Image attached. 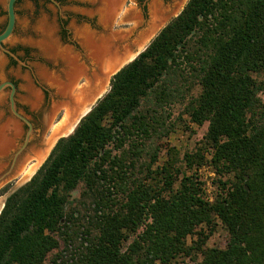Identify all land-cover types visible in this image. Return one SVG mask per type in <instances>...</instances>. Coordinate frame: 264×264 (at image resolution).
<instances>
[{
    "label": "trees",
    "instance_id": "trees-1",
    "mask_svg": "<svg viewBox=\"0 0 264 264\" xmlns=\"http://www.w3.org/2000/svg\"><path fill=\"white\" fill-rule=\"evenodd\" d=\"M263 72L264 0H188L5 197L0 264H168L199 251L216 220L226 245L200 250L196 264H264ZM175 104L207 124L183 160L190 170L208 154L211 202L195 173L151 168ZM61 234L65 257L47 260Z\"/></svg>",
    "mask_w": 264,
    "mask_h": 264
},
{
    "label": "rangeland",
    "instance_id": "rangeland-1",
    "mask_svg": "<svg viewBox=\"0 0 264 264\" xmlns=\"http://www.w3.org/2000/svg\"><path fill=\"white\" fill-rule=\"evenodd\" d=\"M58 7L53 5L48 0H17L15 3V27L10 35L3 43V47L12 52L16 58L22 62L19 64L8 55L0 51V82L12 81L16 87L15 103L16 110L23 114L33 126V135L30 140L29 149L32 147H40L39 145L48 139L50 135V128H43L42 120L49 112L52 104L57 103L58 97L55 98L56 91L46 83L39 74V69L48 70L49 72H57L60 74L63 66L61 64L55 65L48 63L43 57L40 49L34 44L38 40L36 27L41 19H45L53 29L56 38L61 43L62 47H70L73 54H80L81 62L87 59L86 52L81 45L78 38V30H83L88 33L102 36L106 33H128L130 40L139 37V33L133 35L130 31L133 28L143 27V22L147 21L149 11L151 14V21L156 18H162L165 11L171 7V0H120L113 12L107 28L102 23V17L96 5L88 0H55ZM6 0H0V31L3 29L6 15H5ZM170 5V6H169ZM169 6V7H167ZM145 19V20H144ZM40 20V21H39ZM42 20V21H43ZM38 23V24H37ZM151 23V22H150ZM37 24V25H36ZM150 25V24H149ZM63 27L64 33H60V27ZM148 28V27H147ZM147 30V29H146ZM144 32V31H143ZM142 32V33H143ZM141 33V34H142ZM69 48V49H70ZM59 72V73H58ZM258 80L264 79V72L257 76ZM85 79L82 77L77 81L78 86L84 85ZM42 86L43 88H41ZM28 87L33 91L38 92L41 96V105L38 109L31 110L29 103L32 101L30 93L27 91ZM108 86H106V90ZM193 94L198 92L197 87L192 90ZM7 93L8 88L0 92V116L3 121L7 120L10 116L7 107ZM57 96V95H56ZM259 98L264 104V91L259 93ZM54 103V104H55ZM53 104V105H54ZM61 108V107H59ZM62 109V108H61ZM182 106L175 104L169 110L171 120L174 121L173 129L164 138L159 141H154L153 146L158 144V151L156 160L152 165V169L160 170L161 167H172L177 169L180 174L195 173L198 180L203 184V193L205 200L211 202L216 193V179L213 168L208 163L209 156L204 153V162L201 166H192L190 170L186 168L183 160L184 154H193L201 146V139L206 131V123L201 126H196L187 121V117L181 114ZM63 112V109H62ZM61 111L54 113L49 120L50 125L57 123L61 119ZM63 114V113H62ZM47 114L46 116L48 117ZM181 117L178 120L177 117ZM12 120V118L10 119ZM25 127L23 126V132ZM22 134L17 137L16 146L21 142ZM47 149L42 160L44 161ZM26 157L20 167L9 179L0 185V205H3L5 197L23 185L35 173L39 166L43 163L39 162L36 170L26 180H20L19 171L23 167L34 164L31 155ZM23 164V165H22ZM81 187L78 186L76 190L71 193V197L77 198ZM199 227L196 228V231ZM58 241V248L53 250L48 256L47 260L52 259L55 255L60 254L63 258L66 255L64 251V235L56 236ZM228 240V234L225 227L216 220L213 232L209 235L201 246L200 250L208 248L223 249ZM196 241V236L192 235L186 238V244L190 246ZM192 251L189 257H176L168 264H196L201 260L200 250L196 251L195 246H192ZM159 264V263H155Z\"/></svg>",
    "mask_w": 264,
    "mask_h": 264
},
{
    "label": "bare ground",
    "instance_id": "bare-ground-1",
    "mask_svg": "<svg viewBox=\"0 0 264 264\" xmlns=\"http://www.w3.org/2000/svg\"><path fill=\"white\" fill-rule=\"evenodd\" d=\"M88 1L96 5L102 17V23L107 28L108 22L120 0ZM178 3L179 0H175L171 4V8L169 7L170 9L164 12L162 18H156L153 21H151L149 11V22L144 28V32L140 31L139 37L134 40H130L128 33L125 34L122 32L117 34L106 33L99 36L83 30L76 31L81 45L86 52L87 59L84 63H82L83 61H79V58L76 56H73L69 50L61 47L55 38L53 29L45 19L39 22L35 31L38 40H35L34 44L40 49L48 63H53L57 66L61 64L63 66L60 74H54L57 73L55 71L53 73L48 70L39 69L41 78L56 91L54 94L55 98H59L57 103L55 101V104H52L47 114L52 115L59 107L63 109V114L61 113V119L57 123L50 125L48 139L40 147H35L32 150L31 156L34 164L23 167L19 171L21 181L28 179L34 170H36V167L47 151L48 145L58 136L65 135L71 131L78 116L83 114L95 98L104 91L108 77L135 55L132 54L133 48L141 49L143 43L146 42L157 28L158 22L171 12ZM82 77L85 81L84 85L80 87L77 81ZM27 91L30 93V99L32 100L29 103L30 108L33 110L38 109L42 102L40 94L29 87ZM46 115L45 118H47ZM51 115H48L47 119ZM17 133V126L13 121L9 119L3 121L0 117V155L10 149L13 141L12 138Z\"/></svg>",
    "mask_w": 264,
    "mask_h": 264
},
{
    "label": "water",
    "instance_id": "water-1",
    "mask_svg": "<svg viewBox=\"0 0 264 264\" xmlns=\"http://www.w3.org/2000/svg\"><path fill=\"white\" fill-rule=\"evenodd\" d=\"M16 1L17 0H6V3H5L6 21H5L3 29L0 31V51L3 52L4 54L8 55L10 58L15 60L19 64H22V62L19 61L12 52L5 49L2 45V43L7 38L10 37V35L12 34L14 27H15V3H16ZM48 1L51 2L53 5H55L56 7H58V3L55 0H48ZM187 1L188 0H179V3L177 4V6L171 12H169L161 21L158 22L157 28L153 31V33L146 40V42L143 43V46L141 47L140 50L133 48L132 54L133 55L135 54V55L131 59H129L126 63L122 64L119 68H117L112 73V75L110 77H108L107 85H106V86H108V89H109V81H110L111 77L114 74H116L121 68H123L125 65H127L132 60H134L138 56V54L141 53L146 48V46L158 34V32L172 18L176 17L180 13V11L182 10V8L184 7V5L186 4ZM174 2H175V0H171L170 5ZM169 6H167V7H169ZM149 17L147 18L146 22H143V27L133 28L130 30L133 35H136V34L140 33V31L144 30V28L147 26V24L149 22ZM40 87L43 88L42 86H40ZM5 88H8L7 107H8V112L11 116L8 119L10 120L12 118L11 121H13L15 123V125L17 126L18 133L15 136H13L12 146L10 147V149H8L3 154L1 153V155H0V185L5 183L9 179V177H11L15 173V171L20 167V164L22 163V161L26 158L24 156L26 154L32 155V150L35 148V147H32L30 149L28 148L29 144H30L31 137L33 135V126L30 123V121L23 114L19 113L16 110V103H15V99H14L16 87H15L14 83L12 81L0 82V92L3 91ZM108 89L106 90V87H105L104 91L95 98V100L88 106L87 110L83 114L78 116L73 128L71 129V131L69 133L62 135V136H58L52 143H50V145H48L47 149L50 148L49 152L51 151V149L53 148L54 144L57 142L58 139L67 137L68 135H70L73 132L74 128L76 127L78 122L81 120V118L84 117L91 110V108L96 104V102L98 100H100L103 97V95L108 91ZM29 108H30V106H29ZM30 109L33 110L32 108H30ZM59 111L62 112V109L59 108L56 111H54V113L59 112ZM54 113L49 117V119H47L48 117L43 118L42 126L44 129L45 128L47 129L48 127H50L49 120L52 118ZM0 117L2 118V116H0ZM23 126L25 127L24 132H23ZM21 134H22L21 142L18 146H16L17 137H19ZM49 152H48V154H49ZM48 154H47V156H48ZM2 207H3V205L2 206L0 205V210Z\"/></svg>",
    "mask_w": 264,
    "mask_h": 264
},
{
    "label": "crops",
    "instance_id": "crops-1",
    "mask_svg": "<svg viewBox=\"0 0 264 264\" xmlns=\"http://www.w3.org/2000/svg\"><path fill=\"white\" fill-rule=\"evenodd\" d=\"M41 20H43V19H41ZM40 21V20H39ZM38 24V23H37ZM36 24V25H37ZM55 34V33H54ZM55 38H56V36H55ZM57 39V38H56ZM57 42L59 43V44H61L59 41H58V39H57ZM62 47V46H61ZM62 48H64V47H62ZM70 47H68V48H64V49H67V50H69V52L73 55V56H76L77 58H79V61H81V56L78 54V55H76V54H73V52L71 51L72 49L70 48Z\"/></svg>",
    "mask_w": 264,
    "mask_h": 264
},
{
    "label": "flooded vegetation",
    "instance_id": "flooded-vegetation-1",
    "mask_svg": "<svg viewBox=\"0 0 264 264\" xmlns=\"http://www.w3.org/2000/svg\"><path fill=\"white\" fill-rule=\"evenodd\" d=\"M60 30H61V31H60V33H62V34H63V33H64V31H63V27H62V26L60 27ZM79 55H80V54H79Z\"/></svg>",
    "mask_w": 264,
    "mask_h": 264
}]
</instances>
